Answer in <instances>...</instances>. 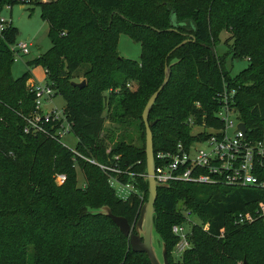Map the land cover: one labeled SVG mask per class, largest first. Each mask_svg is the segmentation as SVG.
Returning <instances> with one entry per match:
<instances>
[{
    "label": "trees",
    "instance_id": "1",
    "mask_svg": "<svg viewBox=\"0 0 264 264\" xmlns=\"http://www.w3.org/2000/svg\"><path fill=\"white\" fill-rule=\"evenodd\" d=\"M26 0H0L4 6ZM28 4V3H27ZM46 25L49 48L25 62L27 71L13 79L15 29L10 23L0 38V264H150L134 253L113 221L89 210L109 207L134 227L148 197L145 177V127L142 111L150 96L167 84L150 109L153 153L173 152L178 142L193 139L192 126L221 127L217 98L233 92L248 136L264 131V0H49L35 2ZM230 33L228 52L218 57L217 34ZM140 46L138 60L121 57L120 36ZM185 44L177 48L182 42ZM247 59L231 77L226 58ZM40 67L44 82L64 102L62 109L75 152L109 168L134 174L118 176L140 195L126 199L109 185L113 172L80 159L53 137L23 134V117L33 110L30 70ZM77 78L79 80H77ZM83 81L81 89L71 83ZM198 105V106H197ZM107 116L104 117L103 113ZM106 119L122 131L107 150ZM188 119L192 124H188ZM140 132L141 147L126 142L125 130ZM74 164L83 177L77 186ZM65 177L62 184L55 176ZM264 191L221 185L172 182L157 189L154 227L164 241L169 264H264V223L238 224V214L253 216ZM202 222L188 237L181 260L171 229L184 222L183 211Z\"/></svg>",
    "mask_w": 264,
    "mask_h": 264
},
{
    "label": "built area",
    "instance_id": "2",
    "mask_svg": "<svg viewBox=\"0 0 264 264\" xmlns=\"http://www.w3.org/2000/svg\"><path fill=\"white\" fill-rule=\"evenodd\" d=\"M4 9L10 10L8 6H5ZM9 22L0 18V38ZM28 47L29 44L15 43L9 47V50L13 57L17 54L27 55ZM29 92L33 95V110L22 119L23 134L47 133L46 126L49 124H58L52 133L53 137L58 140L63 134L70 133L62 110L57 111L53 108L49 112L42 110L43 103L53 98L54 91L48 84L31 82ZM233 95V92L224 91L217 98L219 107L216 117L219 119L221 127L192 126L191 136L193 139L186 143L178 142L173 152L153 153V177L158 184L168 186L172 182H178L264 191V131L259 138H253L248 136L246 127L245 133L238 130V125L243 122L237 109L231 105ZM188 124H192L191 119H188ZM70 151L73 155V162L75 159H80L98 167L103 172L115 173V176L109 179V185L115 192L117 191L119 198L126 199L130 194L140 195L133 183H121L117 180L118 176L128 175L133 181L134 174L109 168L93 159L84 157L74 149ZM54 179L55 183L60 185L65 177L56 175ZM182 214L184 222L174 225L171 231L178 237V243L174 249H181L184 252L189 246L188 237L191 228L196 223L191 218L194 216L191 211L186 210ZM254 215L250 213L238 214L235 221L238 224H245L256 217L264 223V202L258 204Z\"/></svg>",
    "mask_w": 264,
    "mask_h": 264
},
{
    "label": "rangeland",
    "instance_id": "3",
    "mask_svg": "<svg viewBox=\"0 0 264 264\" xmlns=\"http://www.w3.org/2000/svg\"><path fill=\"white\" fill-rule=\"evenodd\" d=\"M49 0H26L25 4L13 5L10 10L7 11L2 7L0 9V18L10 21L9 23L15 29L14 42L29 44L28 54L14 56V61L10 68V74L13 79L19 78L23 73L27 71L25 62L30 61L40 54L46 52L49 48V41L46 37V25L39 18V9L34 5L35 2H44ZM28 3V4H27ZM219 44L216 46L215 54L218 57L225 55L228 52L225 43L230 40V33L221 30L217 34ZM230 43V42H229ZM118 52L121 57L138 60L140 55V46L133 43L127 36H120L118 43ZM226 69L230 72L231 77H234L248 66L247 59H232L231 55H228L225 61ZM31 72V78L34 83L44 82V71L40 67H34L29 69ZM77 80H79L77 78ZM64 102L60 96H54L49 101H46L42 105L43 112H49L52 108L60 111L63 109ZM104 117L107 113H103ZM110 120L106 119L104 124L103 139L105 147L109 150L117 136L122 134V131H113L114 138L112 140L107 139L110 136L108 132H111L113 127H116ZM126 142L131 143L135 147H141L140 132L135 127H127L125 130ZM62 146L69 150H73L76 144L75 137L71 134H63L59 139ZM76 174V182L78 187L83 185V177L77 166L74 167ZM139 192V191H138ZM117 195V191H116ZM118 196V195H117ZM196 225L202 227V222L195 216L191 217ZM190 245L187 249H189ZM186 249V250H187ZM185 250V249H184ZM183 251L181 249H174L172 252V258L174 261L181 260ZM237 264H241L238 262Z\"/></svg>",
    "mask_w": 264,
    "mask_h": 264
},
{
    "label": "water",
    "instance_id": "4",
    "mask_svg": "<svg viewBox=\"0 0 264 264\" xmlns=\"http://www.w3.org/2000/svg\"><path fill=\"white\" fill-rule=\"evenodd\" d=\"M185 44V41L178 45L177 48ZM164 68V81L160 87L150 96L143 111L142 121L145 127V178L147 183L148 197L146 202L142 205L138 219L132 227L125 218L114 216L111 210L107 206H103L99 209H93L87 211V213L93 215H103L109 217L113 223L117 226L120 233L128 239V244L134 253L145 254L150 264H169L167 259V249L164 241L157 233L154 227V220L156 213L154 209L155 201L157 198V189L167 188V185H160L154 180V160H153V142L152 133L150 127L153 123L148 122V115L151 107L156 101L159 93L163 87L167 84L170 76V68L172 64ZM75 88L81 89L84 86V82L71 83ZM238 130L242 133L246 132L245 125L240 123ZM243 264H246L244 261Z\"/></svg>",
    "mask_w": 264,
    "mask_h": 264
},
{
    "label": "crops",
    "instance_id": "5",
    "mask_svg": "<svg viewBox=\"0 0 264 264\" xmlns=\"http://www.w3.org/2000/svg\"><path fill=\"white\" fill-rule=\"evenodd\" d=\"M31 74V72H30ZM31 82H36V81H33L32 78L28 81V84L30 85Z\"/></svg>",
    "mask_w": 264,
    "mask_h": 264
}]
</instances>
